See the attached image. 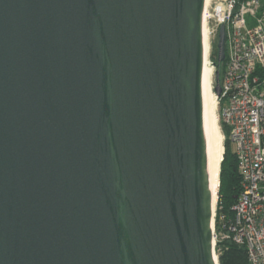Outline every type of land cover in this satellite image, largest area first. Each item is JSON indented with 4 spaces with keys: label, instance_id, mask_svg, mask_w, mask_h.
<instances>
[{
    "label": "water",
    "instance_id": "95a60500",
    "mask_svg": "<svg viewBox=\"0 0 264 264\" xmlns=\"http://www.w3.org/2000/svg\"><path fill=\"white\" fill-rule=\"evenodd\" d=\"M205 4L0 0V264H219Z\"/></svg>",
    "mask_w": 264,
    "mask_h": 264
},
{
    "label": "built area",
    "instance_id": "2783aa9c",
    "mask_svg": "<svg viewBox=\"0 0 264 264\" xmlns=\"http://www.w3.org/2000/svg\"><path fill=\"white\" fill-rule=\"evenodd\" d=\"M203 19L212 50L225 25L226 64L217 98L242 177L232 215L218 212L217 203L214 248L219 257L217 243L230 240L246 247L248 264H264V1L210 0Z\"/></svg>",
    "mask_w": 264,
    "mask_h": 264
},
{
    "label": "bare ground",
    "instance_id": "6f19581e",
    "mask_svg": "<svg viewBox=\"0 0 264 264\" xmlns=\"http://www.w3.org/2000/svg\"><path fill=\"white\" fill-rule=\"evenodd\" d=\"M210 0H206V4ZM212 45L208 36L203 19V95H204V118L205 134L207 141V160L209 171V182L212 192L213 214L217 208L219 199V184L221 174V163L224 157L225 136L221 129L218 116L219 99L213 88L214 66L212 64Z\"/></svg>",
    "mask_w": 264,
    "mask_h": 264
},
{
    "label": "trees",
    "instance_id": "16d2710c",
    "mask_svg": "<svg viewBox=\"0 0 264 264\" xmlns=\"http://www.w3.org/2000/svg\"><path fill=\"white\" fill-rule=\"evenodd\" d=\"M212 51L213 61L216 63V72L219 71V81L222 82L226 62H218L216 44H214ZM221 127L226 134V139L224 141V157L221 163L218 212L222 209L228 216H231L232 206L241 191L242 177L237 166L233 144L229 138V128L223 121L221 122ZM216 249L218 252L220 251L219 264H248L246 247L243 245L227 240L218 242Z\"/></svg>",
    "mask_w": 264,
    "mask_h": 264
},
{
    "label": "rangeland",
    "instance_id": "374dc122",
    "mask_svg": "<svg viewBox=\"0 0 264 264\" xmlns=\"http://www.w3.org/2000/svg\"><path fill=\"white\" fill-rule=\"evenodd\" d=\"M248 23H249V25H252L253 23H254V20L252 19V18H249L248 19ZM217 41H218V37L214 40V42H213V46H214V44H216V46H217ZM212 59H214L213 57H212ZM216 67V66H215ZM213 88L215 87V84H216V76H215V74H214V81H213ZM219 101V100H218ZM222 106H223V103L221 102V104H218V110H217V112H218V116H219V123H220V126H221V122L223 121L221 118H220V111H221V109H222ZM222 128V127H221ZM223 131V130H222ZM223 133H224V131H223ZM224 136L226 137V134L224 133Z\"/></svg>",
    "mask_w": 264,
    "mask_h": 264
}]
</instances>
